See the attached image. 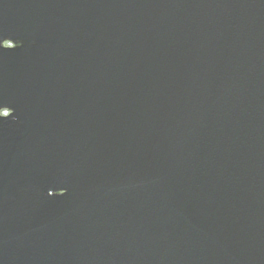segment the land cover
<instances>
[{
    "label": "water",
    "instance_id": "95a60500",
    "mask_svg": "<svg viewBox=\"0 0 264 264\" xmlns=\"http://www.w3.org/2000/svg\"><path fill=\"white\" fill-rule=\"evenodd\" d=\"M0 264H264V0H0Z\"/></svg>",
    "mask_w": 264,
    "mask_h": 264
}]
</instances>
